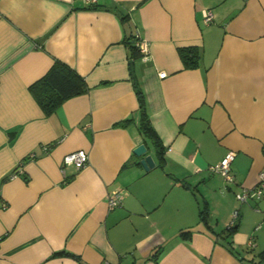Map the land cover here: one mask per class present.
<instances>
[{
	"label": "crops",
	"instance_id": "0c3cea01",
	"mask_svg": "<svg viewBox=\"0 0 264 264\" xmlns=\"http://www.w3.org/2000/svg\"><path fill=\"white\" fill-rule=\"evenodd\" d=\"M92 6L0 0V264H247L264 251V192L247 204L235 195L264 170V0ZM207 10L214 18L205 25ZM130 34L148 45L133 71ZM183 47L201 50L198 68H183ZM55 60L88 91L45 116L29 87ZM134 83L164 149L161 165L135 122L115 126L136 118ZM141 144L155 165L147 172L133 154ZM76 151L87 164L62 169ZM228 152L233 183L209 170ZM113 191L124 196L108 210ZM234 210L236 230L223 240L216 234ZM60 251L70 256L53 257Z\"/></svg>",
	"mask_w": 264,
	"mask_h": 264
},
{
	"label": "trees",
	"instance_id": "16d2710c",
	"mask_svg": "<svg viewBox=\"0 0 264 264\" xmlns=\"http://www.w3.org/2000/svg\"><path fill=\"white\" fill-rule=\"evenodd\" d=\"M86 8L91 9L94 6H86ZM122 22H124L127 17L120 16ZM137 38L134 35H126L123 43L128 51L129 69L133 71L135 63L142 59V55L139 52L138 47L135 45ZM178 56L182 62L183 68L185 70H193L200 66V61L202 58V52L197 47H183L177 50ZM132 73V72H131ZM135 94L138 100V112L136 118L131 117L124 121L117 123L115 126L120 128H125L130 124L135 122L138 133L142 137L144 144L153 149L158 163L161 165L163 161V147L161 141L154 130L151 120L146 111V101L142 90L137 83H134ZM88 91V87L84 79L78 75L72 68L66 64L55 60L50 69L45 73V75L38 81L30 85L29 92L35 100L36 104L39 106L41 111L45 116H50L56 112V110L67 100L81 96ZM247 204V203H246ZM208 211L204 207L200 211V221L207 225ZM236 230V226H228L223 234H216L219 238L228 241ZM180 237L183 240H188L190 237V232L180 233ZM230 246L231 243L227 242ZM160 252L158 248L154 253L152 258L156 261L157 256ZM70 256V254L60 251L54 253L53 257ZM247 264H264V251L257 254L254 258L246 261Z\"/></svg>",
	"mask_w": 264,
	"mask_h": 264
},
{
	"label": "built area",
	"instance_id": "2783aa9c",
	"mask_svg": "<svg viewBox=\"0 0 264 264\" xmlns=\"http://www.w3.org/2000/svg\"><path fill=\"white\" fill-rule=\"evenodd\" d=\"M86 6H90L96 3V0H84ZM213 14L207 10L203 11L202 22L207 25L210 24L213 20ZM135 45L138 47L142 58H146L148 55V45L145 41H141L137 38ZM166 73H159V78L164 79ZM234 158L232 152H228L222 161L213 167H210L209 170L213 173H219L223 176L226 182L233 183V178L230 174V164ZM88 162V155L84 151H76L65 155L62 159V169L65 167L73 166L75 169L80 170ZM262 192H264V170H262L258 175L257 185L250 189H242L236 193L235 198L239 204H246L250 201H255L261 198ZM122 191H113L107 195V208L108 210H113L121 205L123 199ZM238 218V211L234 210L232 213V219L228 226H233L236 219ZM249 246H252V242H249Z\"/></svg>",
	"mask_w": 264,
	"mask_h": 264
},
{
	"label": "water",
	"instance_id": "95a60500",
	"mask_svg": "<svg viewBox=\"0 0 264 264\" xmlns=\"http://www.w3.org/2000/svg\"><path fill=\"white\" fill-rule=\"evenodd\" d=\"M146 151H147V149H146L145 145L141 144L133 150V154L136 157H142V159L140 160V164H141L142 168L144 169V171L147 172L150 169H152L155 165H154V161H153L151 156H149V155L145 156Z\"/></svg>",
	"mask_w": 264,
	"mask_h": 264
}]
</instances>
